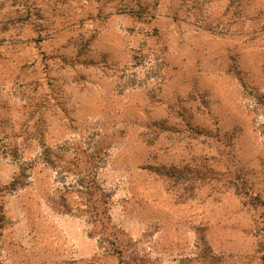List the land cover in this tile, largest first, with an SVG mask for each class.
Instances as JSON below:
<instances>
[{
  "label": "rangeland",
  "instance_id": "374dc122",
  "mask_svg": "<svg viewBox=\"0 0 264 264\" xmlns=\"http://www.w3.org/2000/svg\"><path fill=\"white\" fill-rule=\"evenodd\" d=\"M229 2L0 0V264H121L84 169L125 263L264 264V0Z\"/></svg>",
  "mask_w": 264,
  "mask_h": 264
},
{
  "label": "trees",
  "instance_id": "16d2710c",
  "mask_svg": "<svg viewBox=\"0 0 264 264\" xmlns=\"http://www.w3.org/2000/svg\"><path fill=\"white\" fill-rule=\"evenodd\" d=\"M242 2L243 0H230L228 8L234 7L235 9H238L242 6ZM126 8L128 11H133L138 8L141 13L135 14L139 16L140 14H144L143 12L149 10V5H147L146 3L141 4L140 2H136L135 4L127 6ZM43 155L45 160L49 161L50 155L46 154L45 151ZM154 172L160 177L165 178L172 185V187L180 188L181 186L188 184L190 181L189 167L159 166L155 167ZM78 175L79 178L76 181V187L78 191L76 192L80 194L79 196L83 202V209L81 213H83L84 216L88 218V221L90 223V236H98L102 243L108 244L111 248H113V250L116 252V256L120 259L121 264H128L127 262L125 263L123 257L124 246L116 232L113 230L114 226L112 225L111 217L109 215L108 201L110 195L106 193V191L99 184L96 177L92 174V170L86 171L84 169V171H80ZM194 180L195 179L192 178L191 182ZM193 184L194 183L191 184L192 187ZM16 187L17 186L15 185V183H11L9 189H14ZM237 194L241 196L242 194L244 195V192L241 193L237 191ZM254 198L257 201V204L255 205L260 204L264 207V198L260 200L257 195H254ZM63 208L65 209V212L71 211V206L68 203H65ZM2 223L3 219L1 215L0 229L2 228ZM198 246L201 249V260H203V262L207 261L208 264H212V261L209 260L208 257V247H206L203 239H200V243L198 244Z\"/></svg>",
  "mask_w": 264,
  "mask_h": 264
}]
</instances>
